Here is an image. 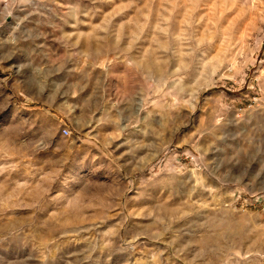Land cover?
<instances>
[{
	"label": "rangeland",
	"instance_id": "1",
	"mask_svg": "<svg viewBox=\"0 0 264 264\" xmlns=\"http://www.w3.org/2000/svg\"><path fill=\"white\" fill-rule=\"evenodd\" d=\"M0 264H264V0H0Z\"/></svg>",
	"mask_w": 264,
	"mask_h": 264
}]
</instances>
